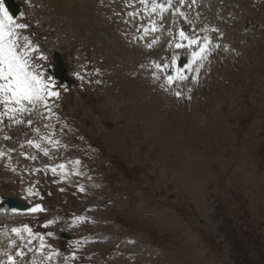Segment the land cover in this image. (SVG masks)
Segmentation results:
<instances>
[{
    "label": "rangeland",
    "instance_id": "1",
    "mask_svg": "<svg viewBox=\"0 0 264 264\" xmlns=\"http://www.w3.org/2000/svg\"><path fill=\"white\" fill-rule=\"evenodd\" d=\"M18 1L23 10L17 22L27 25L22 36H34L31 46L40 48L46 57L52 50L61 53L77 82L71 91L73 100H81L82 92H93L91 95L97 97L96 105L81 100L82 118L88 122L86 132L94 146L111 156L117 176L126 179L127 188L144 196L140 203L125 201L111 212L102 210L103 222L115 218L122 231L129 228L131 245L136 240L148 247L142 252L144 264H264V5L259 12V0H229L232 6L228 1L222 5L210 0V7L194 8L192 15L178 8L169 24V10L179 0H164L169 1L167 6L155 8L149 0ZM248 23H254L256 31L263 34L256 45L253 42V48L249 44L252 39L245 36L251 33L245 26ZM169 26L185 27L191 34L199 26L198 33L208 38V49L218 39V28L227 31L214 47L219 58L214 66L220 78L209 81L210 76H204L208 84H203L201 96L202 89L199 95L194 93V82L189 91L194 95L192 109L185 104L189 96L180 85L162 97L161 85L166 91V81L155 84L154 76L149 77V71L158 79L160 76L152 62L170 66L174 72L173 58H184L193 49L182 46L169 52L163 36ZM107 77L108 93L117 100L101 87ZM148 78L153 80L148 83ZM15 119L0 116V124L5 123L10 130L8 137L15 135L12 143L6 135L0 136V142L9 148L4 166L3 157L0 159V195L21 198L32 211L38 206V181L43 180L45 195L62 205L88 201V196L78 198L83 195L77 192V178L59 168L60 163H49L41 170L35 158H25L21 174L14 173V156L25 149L26 142L16 139L22 128L20 123L12 124ZM58 124L55 111L38 117L31 124L32 142L42 146L54 138H64ZM64 142L67 151L72 144ZM73 152L83 154L84 148ZM99 165L113 171L110 164ZM85 183L93 187L79 179V186H87ZM146 206L151 216L137 217L138 209ZM20 222L34 224V219L27 217ZM103 231L115 233L111 228ZM112 239L103 242L98 235L100 243L84 244L87 261L81 264H92L88 260L95 254L106 258L109 263L105 264L116 260L137 264L135 254L122 243L111 247L118 241ZM148 241L156 249L148 246ZM73 254L75 257L77 251ZM34 258L36 261L37 256ZM68 263L80 264L75 260Z\"/></svg>",
    "mask_w": 264,
    "mask_h": 264
},
{
    "label": "snow or ice",
    "instance_id": "2",
    "mask_svg": "<svg viewBox=\"0 0 264 264\" xmlns=\"http://www.w3.org/2000/svg\"><path fill=\"white\" fill-rule=\"evenodd\" d=\"M8 0H0V106L4 111L0 112V116L8 115L10 119H15V113L31 112L37 104H42L47 107L48 97H58L59 93L52 90L54 81L49 80L41 73L33 70V65L30 63L31 52L35 49L31 46V42L27 36H22L21 30L27 28L26 24L18 23L10 14L9 9L5 7ZM157 5H153V8ZM155 30V29H153ZM180 38L188 41V46L199 45V51H192L191 59L184 66V69L189 71L193 70L192 65L197 60H202L206 57V49L209 43L208 38H204V43H199V38L193 36L188 37L183 31L179 33ZM21 39L24 41L21 44ZM176 47H182L177 43ZM175 57L172 63L175 64ZM157 68L160 65H156ZM164 67H167L165 65ZM184 69L177 68L176 75H169L167 82L171 84L174 80L183 81L187 79L184 74ZM199 72V67L194 69ZM196 77H193L195 81ZM179 95V93H176ZM31 106V107H29ZM20 123L21 121L15 120ZM31 124V121H28ZM30 145L32 141L28 142ZM35 147L39 148L40 145L36 144ZM47 155V151L44 153ZM33 159L35 157H32ZM78 164L79 161H76ZM63 169V164L58 166ZM56 169H53L55 172ZM39 206H36L32 211H42ZM30 232V229H27ZM13 232L19 230L13 229ZM22 255V253H17ZM10 264H15V261L10 256Z\"/></svg>",
    "mask_w": 264,
    "mask_h": 264
},
{
    "label": "water",
    "instance_id": "3",
    "mask_svg": "<svg viewBox=\"0 0 264 264\" xmlns=\"http://www.w3.org/2000/svg\"><path fill=\"white\" fill-rule=\"evenodd\" d=\"M57 65H58L59 67L61 66V60H60V59H58V61H57ZM3 207H5V208L15 207V208H17V209H23V208H24V206H23L22 204H20L19 202H14V201H12V200H7V201L5 202V204H3Z\"/></svg>",
    "mask_w": 264,
    "mask_h": 264
},
{
    "label": "trees",
    "instance_id": "4",
    "mask_svg": "<svg viewBox=\"0 0 264 264\" xmlns=\"http://www.w3.org/2000/svg\"><path fill=\"white\" fill-rule=\"evenodd\" d=\"M250 244H251V242H250Z\"/></svg>",
    "mask_w": 264,
    "mask_h": 264
}]
</instances>
